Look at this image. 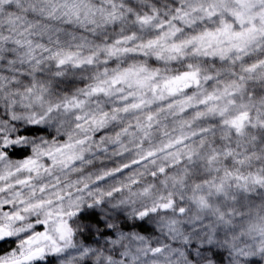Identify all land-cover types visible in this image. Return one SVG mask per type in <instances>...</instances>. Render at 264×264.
<instances>
[{
  "label": "snow or ice",
  "instance_id": "6c2138e0",
  "mask_svg": "<svg viewBox=\"0 0 264 264\" xmlns=\"http://www.w3.org/2000/svg\"><path fill=\"white\" fill-rule=\"evenodd\" d=\"M0 264H264V0H0Z\"/></svg>",
  "mask_w": 264,
  "mask_h": 264
},
{
  "label": "clouds",
  "instance_id": "9594fccd",
  "mask_svg": "<svg viewBox=\"0 0 264 264\" xmlns=\"http://www.w3.org/2000/svg\"><path fill=\"white\" fill-rule=\"evenodd\" d=\"M71 28H72L73 30H77V31L80 30V29H79V26L76 25V24H74V23L71 25Z\"/></svg>",
  "mask_w": 264,
  "mask_h": 264
}]
</instances>
